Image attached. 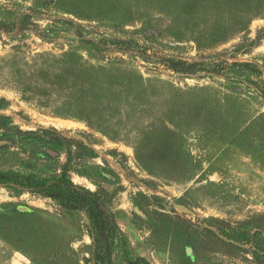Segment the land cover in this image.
<instances>
[{"label":"rangeland","instance_id":"1","mask_svg":"<svg viewBox=\"0 0 264 264\" xmlns=\"http://www.w3.org/2000/svg\"><path fill=\"white\" fill-rule=\"evenodd\" d=\"M27 9L38 27L0 33V171L50 179L66 165L74 184L105 199L128 257L146 264H264V236L253 235L264 228V0H0V22ZM62 21L244 66L183 79L112 53L151 84L133 90L112 81H124L118 70L102 72L112 113L69 115L63 83L50 96L43 64L51 56L74 67L88 54ZM159 81L189 88L188 101L156 96ZM90 252L82 213L0 186V264H90ZM113 262L130 264L121 249Z\"/></svg>","mask_w":264,"mask_h":264},{"label":"trees","instance_id":"2","mask_svg":"<svg viewBox=\"0 0 264 264\" xmlns=\"http://www.w3.org/2000/svg\"><path fill=\"white\" fill-rule=\"evenodd\" d=\"M40 17L37 12H34V9H27L17 19L1 21L0 33L25 35L31 31V26L38 27V24L31 21V19ZM56 23H59V21ZM60 24L63 30L65 29L72 34L73 39L78 42V47L85 48L88 54V60L83 58V61L74 67L69 66L66 61L63 62L62 58H51V56H47L48 59L43 64V70L48 71V79L51 81L50 87H47L50 96L53 95L54 91L58 92L57 89L59 87L57 89L54 88L57 85L55 82L59 81L58 85L63 83L61 86L64 94L61 97L66 102L62 104L63 107L68 106L70 108L69 115L102 118L107 112L112 113L111 98H106L105 92L113 89L106 85L101 75L99 78L96 77L102 72L111 73L114 70H118V76L123 77L124 81L120 78L112 81H116L115 84L124 82L128 87L134 86L133 90L135 88L143 89L145 82L151 84V79L148 81L142 80L139 72L128 68L132 61L126 63L123 58L112 57V53H120L123 56L128 55L133 60H139L152 67L154 66L153 70H149L151 74L161 76L160 73L165 72L178 75L183 79L194 78L204 75V73L217 76L228 66H244L242 63H229L227 60H222L221 64H216L219 61V56L203 58L201 61L186 60L163 54L152 44H140L138 38H129L124 35L121 38L109 39L93 28L87 29L85 26L73 21H62ZM122 31L128 33L125 29ZM56 35L54 30L48 29L41 32L42 39L48 40L50 43L55 40ZM90 60H94L96 64H93ZM246 65L252 71L258 68L256 65ZM63 68L67 70L64 74H61L59 71ZM257 73H261L260 69ZM157 83L160 85L159 92L158 94L156 93L159 98L164 100L172 99L173 102L178 103L188 101L186 97L189 94V88L186 89L168 82L159 81ZM113 101L120 104L124 102L118 96L114 97ZM125 105L127 104L125 103ZM101 106L103 107L101 108ZM117 115L123 116L118 112ZM0 186L29 191L42 197L50 198L67 210L82 213L88 222V233L91 239L90 264H114L113 255L116 249H121L126 262L130 264H146L142 258L132 259L128 257L126 237L117 225L112 212L107 207L105 199L98 193H92L74 184L66 165L62 168L58 177L50 179L41 178L35 174L0 171ZM253 235L264 236L263 226L257 225ZM242 242H246V240L243 239ZM260 242L262 243L257 238L256 244Z\"/></svg>","mask_w":264,"mask_h":264},{"label":"water","instance_id":"3","mask_svg":"<svg viewBox=\"0 0 264 264\" xmlns=\"http://www.w3.org/2000/svg\"><path fill=\"white\" fill-rule=\"evenodd\" d=\"M178 208L181 210V211H184V212H187L188 210L185 208V207H183V206H178ZM14 263L15 264H21L19 261H14Z\"/></svg>","mask_w":264,"mask_h":264}]
</instances>
